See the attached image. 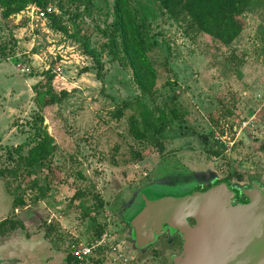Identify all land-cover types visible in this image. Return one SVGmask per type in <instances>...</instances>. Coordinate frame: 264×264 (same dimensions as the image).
<instances>
[{
	"label": "rangeland",
	"instance_id": "374dc122",
	"mask_svg": "<svg viewBox=\"0 0 264 264\" xmlns=\"http://www.w3.org/2000/svg\"><path fill=\"white\" fill-rule=\"evenodd\" d=\"M129 5L157 71L141 99L153 110L174 106L178 112L142 140L128 132L125 114H112L139 91L107 46L111 0H49L66 33L53 29L45 14L0 15V45L7 44L0 54V219L15 217L23 225L0 234V264H74L65 260L69 245L90 239L94 230L108 233L122 256L131 257L125 264H136L137 256L157 251L161 237L152 230L153 241L135 247L129 219L145 199L178 202L225 184L233 203L251 180L264 184V136L250 138L243 128L222 151L213 141L214 135L229 141L233 127L251 115L256 129L264 128V0L249 1L243 27L227 45L191 27L186 16H169L156 0ZM47 75L52 91L64 94L38 110L33 85L41 89ZM36 110L54 150L48 163L26 175L20 163L32 144ZM31 179L43 194L29 186ZM6 187H15L25 204L12 208Z\"/></svg>",
	"mask_w": 264,
	"mask_h": 264
},
{
	"label": "trees",
	"instance_id": "16d2710c",
	"mask_svg": "<svg viewBox=\"0 0 264 264\" xmlns=\"http://www.w3.org/2000/svg\"><path fill=\"white\" fill-rule=\"evenodd\" d=\"M160 7L169 16L175 17L184 15L188 18L191 27L199 32L211 37L222 45L229 44L241 31L243 27V20L241 14L247 7L250 0H156ZM49 0H0V15L6 18L9 15L16 14L21 11L26 5L34 4L39 8H44L48 5ZM49 25L58 31L66 33L64 25H62L53 11L45 13ZM111 16L112 20L106 25L104 34L107 40V46L111 51L113 57L119 59V63L128 67L131 79L138 89L139 94L132 99L121 100L115 107L113 116L120 117L125 114L128 122V132L134 139L142 140L146 138L147 134H158L166 122L170 118L178 116L177 109L172 106L169 109L158 108L151 109L141 99L142 95L151 92L155 85L157 71L147 55L146 43L142 36V31L139 24L136 22L134 15L131 12L129 0H111ZM84 52L88 55L94 53L86 49V41L79 38ZM7 44L0 45V54H3ZM95 66L99 65L98 60L93 55ZM88 68L84 67L82 71ZM95 74L100 77V73L95 69ZM51 75H47L46 82L40 86L41 89L34 88V102L39 109L42 106L51 104L59 100L60 95L52 91L50 87ZM45 87L44 89H42ZM45 94V95H44ZM38 110L32 113L33 119L30 123L33 129V136L29 138L32 144L27 148L26 154L21 157L20 163L26 175L31 173V168L34 166H41L48 163L50 156L54 150L52 137L41 129L42 116ZM127 111V113H125ZM214 120V119H210ZM216 122V119L213 123ZM214 142H219L213 140ZM28 142V141H27ZM22 143L13 147V152L18 154L22 148ZM219 150H223L224 144L219 142ZM219 150H214L212 153H217ZM137 154V153H136ZM20 158V157H19ZM15 170L12 169L8 172L14 177ZM19 170L18 172H20ZM50 174V169L47 171ZM2 171L0 170V176ZM30 187L37 189L38 194H43V188L37 184L35 179H31ZM46 189V186H44ZM6 191L11 195V207H21L25 204L24 200L17 194L16 188ZM90 218H92L90 216ZM16 226L22 228V222L15 217H4L0 219V234L6 233L5 229L11 230ZM98 235V231L94 230L92 236ZM67 262L78 264L79 262H86L90 264H99L102 262L100 259L87 258L78 260L69 254L65 256Z\"/></svg>",
	"mask_w": 264,
	"mask_h": 264
},
{
	"label": "water",
	"instance_id": "95a60500",
	"mask_svg": "<svg viewBox=\"0 0 264 264\" xmlns=\"http://www.w3.org/2000/svg\"><path fill=\"white\" fill-rule=\"evenodd\" d=\"M246 193L247 203L231 204L232 193L217 184L188 200L145 199L129 219L136 244L153 241L150 231L164 223L182 234L174 264H264V193L255 186Z\"/></svg>",
	"mask_w": 264,
	"mask_h": 264
},
{
	"label": "built area",
	"instance_id": "2783aa9c",
	"mask_svg": "<svg viewBox=\"0 0 264 264\" xmlns=\"http://www.w3.org/2000/svg\"><path fill=\"white\" fill-rule=\"evenodd\" d=\"M23 9L26 12L29 11L30 15L33 13L37 18H43L46 12L51 11L48 5L44 8H39L34 4H29ZM19 13H23V10L19 11ZM16 66L19 68L20 72H23L24 74L28 72L24 64L17 63ZM54 70L56 72H60V67L56 66ZM243 128H247L246 134L250 138L264 136V128L261 127L256 129L255 119H253V115H251L245 120L240 121L237 126L233 127V134L229 141H224L222 135H214L213 138L224 143L228 147L233 142H237L238 134ZM68 254L78 260L93 258L106 261L108 259L111 264H125L131 259V257L126 258L125 256H122L121 250L117 249V245L114 244L113 241L109 240L108 233L104 231L96 236H92L90 239L84 240L83 242L77 240V242L71 243L69 245Z\"/></svg>",
	"mask_w": 264,
	"mask_h": 264
},
{
	"label": "flooded vegetation",
	"instance_id": "af4514ba",
	"mask_svg": "<svg viewBox=\"0 0 264 264\" xmlns=\"http://www.w3.org/2000/svg\"><path fill=\"white\" fill-rule=\"evenodd\" d=\"M250 186L255 187H264V184L258 183L257 181H252L249 184ZM249 185L246 187L249 188ZM245 187V188H246ZM246 189L243 192H237L233 197V203H244L248 200V195H246ZM230 190V189H229ZM236 193V192H235ZM186 221L189 225L193 224V220L191 218H186ZM129 222V221H128ZM160 237L159 245L157 251L153 255L147 256H137L136 264H174L175 259L182 252V234L174 228L169 227L167 224H161L160 229L157 233V238ZM156 240V239H155ZM135 246V245H134ZM138 248V246H135ZM140 249V247H139ZM172 249V250H171ZM133 258V257H132Z\"/></svg>",
	"mask_w": 264,
	"mask_h": 264
}]
</instances>
